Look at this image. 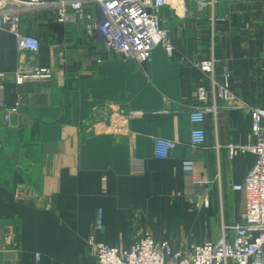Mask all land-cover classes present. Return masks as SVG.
Listing matches in <instances>:
<instances>
[{"label": "crops", "instance_id": "obj_1", "mask_svg": "<svg viewBox=\"0 0 264 264\" xmlns=\"http://www.w3.org/2000/svg\"><path fill=\"white\" fill-rule=\"evenodd\" d=\"M160 18L175 53L157 47L143 69L106 56L99 35L51 14L30 12L17 26L39 38L34 56L1 32L6 104L18 92L22 106L7 125L0 111V264H96L92 236L129 250L148 233L182 254L232 239L244 211L243 193L232 187L255 156L230 160L227 146L253 143L250 116L217 101L218 115L205 117V143L192 147L195 88L209 84L189 62L213 56L216 80L226 72L239 102L264 108V0L202 9L196 0H167ZM35 64L51 70L50 80L16 88L14 72ZM132 111L145 115L127 121ZM154 138L171 142L166 160L153 158Z\"/></svg>", "mask_w": 264, "mask_h": 264}, {"label": "built area", "instance_id": "obj_2", "mask_svg": "<svg viewBox=\"0 0 264 264\" xmlns=\"http://www.w3.org/2000/svg\"><path fill=\"white\" fill-rule=\"evenodd\" d=\"M167 0H0V47L1 32L7 29L16 38L18 52L34 56L40 48L38 37L17 31V26L28 14H51L54 21L65 25L76 22L82 25L86 34L99 35L103 40L106 56L118 57L135 63L140 69L151 61L152 51L161 47L167 57L175 53L169 31L160 24V12ZM200 9L212 6L215 0H196ZM212 21V20H211ZM212 28V27H211ZM213 29V28H212ZM213 33L211 31V37ZM99 63L101 59L97 60ZM204 76L209 86L198 84L195 88V103L191 106L189 120L195 127L190 130V145L194 148L205 143L203 124L208 114L218 115L217 101L226 109L244 110L250 116V132L253 143L227 146L228 158L251 153L255 161L242 183L232 188L243 193L244 211L238 223L231 228L232 239L225 236L219 240L191 246L187 254L174 251L167 241H157L150 234L139 236L129 250L107 246L92 236L87 244L96 264H264V108L245 107L231 93L227 73L221 82L215 78L217 60L213 56L200 61L189 62ZM49 68L30 65L13 74L16 88L27 83L50 80ZM5 73H0V111L2 125H7L18 114L22 102L18 92L13 105L6 104L4 88ZM166 113V112H164ZM143 111L128 112L125 116L143 117ZM115 133L122 128L113 127ZM171 142L162 138L153 139L152 156L166 160ZM139 165V164H138ZM137 162H132V169ZM191 184L193 180L190 179ZM208 207V200L203 202ZM101 215H97L94 229L100 230Z\"/></svg>", "mask_w": 264, "mask_h": 264}]
</instances>
